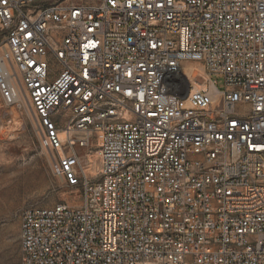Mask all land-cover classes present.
Masks as SVG:
<instances>
[{
	"label": "built area",
	"instance_id": "2783aa9c",
	"mask_svg": "<svg viewBox=\"0 0 264 264\" xmlns=\"http://www.w3.org/2000/svg\"><path fill=\"white\" fill-rule=\"evenodd\" d=\"M0 31V140L26 106L79 194L22 210L20 264H264V0H0Z\"/></svg>",
	"mask_w": 264,
	"mask_h": 264
},
{
	"label": "rangeland",
	"instance_id": "374dc122",
	"mask_svg": "<svg viewBox=\"0 0 264 264\" xmlns=\"http://www.w3.org/2000/svg\"><path fill=\"white\" fill-rule=\"evenodd\" d=\"M92 1V0H73ZM3 35L0 31V40ZM197 66L193 77L200 81L205 73ZM218 89L224 87L222 75H211ZM15 125L12 136L0 140V264H20L19 225L23 209L29 206L76 205L78 190L53 175L50 157L41 148L28 109L9 111ZM93 167L98 165L96 154Z\"/></svg>",
	"mask_w": 264,
	"mask_h": 264
},
{
	"label": "bare ground",
	"instance_id": "6f19581e",
	"mask_svg": "<svg viewBox=\"0 0 264 264\" xmlns=\"http://www.w3.org/2000/svg\"><path fill=\"white\" fill-rule=\"evenodd\" d=\"M195 65H196L195 63H191V64H187V65L184 66V72L188 76H190V79L192 81L194 80L193 75H191L192 74V71H196V69H197V66H195ZM195 87H197V85Z\"/></svg>",
	"mask_w": 264,
	"mask_h": 264
},
{
	"label": "water",
	"instance_id": "95a60500",
	"mask_svg": "<svg viewBox=\"0 0 264 264\" xmlns=\"http://www.w3.org/2000/svg\"><path fill=\"white\" fill-rule=\"evenodd\" d=\"M185 95H183V97H184Z\"/></svg>",
	"mask_w": 264,
	"mask_h": 264
}]
</instances>
